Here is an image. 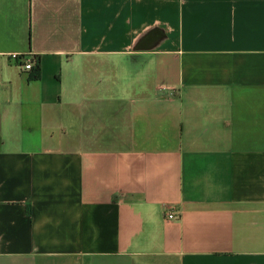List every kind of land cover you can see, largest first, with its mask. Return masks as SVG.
I'll return each instance as SVG.
<instances>
[{"label": "crops", "instance_id": "1", "mask_svg": "<svg viewBox=\"0 0 264 264\" xmlns=\"http://www.w3.org/2000/svg\"><path fill=\"white\" fill-rule=\"evenodd\" d=\"M0 264H264V0H0Z\"/></svg>", "mask_w": 264, "mask_h": 264}, {"label": "built area", "instance_id": "2", "mask_svg": "<svg viewBox=\"0 0 264 264\" xmlns=\"http://www.w3.org/2000/svg\"><path fill=\"white\" fill-rule=\"evenodd\" d=\"M9 57L15 61H17L19 63V65L21 66V68H23L24 70H32L34 64H35V59L33 56H23L20 55L18 53H11L9 55ZM165 217L167 219H173L176 218L175 213L173 212V210L170 209H166L164 211Z\"/></svg>", "mask_w": 264, "mask_h": 264}, {"label": "trees", "instance_id": "3", "mask_svg": "<svg viewBox=\"0 0 264 264\" xmlns=\"http://www.w3.org/2000/svg\"><path fill=\"white\" fill-rule=\"evenodd\" d=\"M34 59H35V65L33 66L32 70H31V76L34 79H37L39 77V73H40L39 60L36 57H34Z\"/></svg>", "mask_w": 264, "mask_h": 264}]
</instances>
